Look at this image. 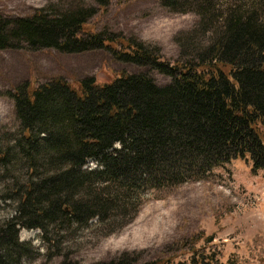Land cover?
<instances>
[{"label": "trees", "instance_id": "obj_1", "mask_svg": "<svg viewBox=\"0 0 264 264\" xmlns=\"http://www.w3.org/2000/svg\"><path fill=\"white\" fill-rule=\"evenodd\" d=\"M112 1L59 0L26 15H0V50L104 49L169 77L159 84L149 71H123L107 82L56 75L5 93L18 126L0 131V189L14 206L0 223V264L39 254L19 239L22 229H38L53 247L47 255L62 256L58 264H81L62 252L65 232L111 234L151 191L208 179L233 160L264 170V0H158L197 16L174 38V62L106 24L92 28ZM190 251L186 260L140 262L123 253L94 264L215 261L195 246Z\"/></svg>", "mask_w": 264, "mask_h": 264}, {"label": "rangeland", "instance_id": "obj_2", "mask_svg": "<svg viewBox=\"0 0 264 264\" xmlns=\"http://www.w3.org/2000/svg\"><path fill=\"white\" fill-rule=\"evenodd\" d=\"M58 1L0 0V15H26ZM196 20L193 12L172 11L158 0H113L91 25L97 29L106 24L125 36L157 46L167 61L174 62L180 56L174 38ZM123 71H149L157 83L169 81L168 76L149 67L120 62L104 49L82 53L0 50V131L13 132L18 126L13 100L5 95L17 84L39 83L56 75L66 79L93 76L107 82ZM3 194L0 189V223L14 210L12 203L2 199ZM74 230L64 233L62 252L81 264L123 253L137 254L140 262L186 260L194 246L199 253L214 256L213 264H264V170L253 173L250 160H233L215 168L208 179L151 191L130 221L111 234L102 235L88 227ZM208 237L212 239L207 241ZM19 239L39 251L19 264H58L62 259L47 255L53 247L43 241L38 229H22Z\"/></svg>", "mask_w": 264, "mask_h": 264}]
</instances>
